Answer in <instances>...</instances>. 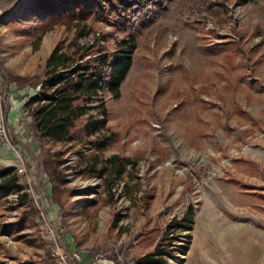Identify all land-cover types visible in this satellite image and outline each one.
<instances>
[{"label": "rangeland", "instance_id": "rangeland-1", "mask_svg": "<svg viewBox=\"0 0 264 264\" xmlns=\"http://www.w3.org/2000/svg\"><path fill=\"white\" fill-rule=\"evenodd\" d=\"M34 3L0 0V170L13 167L26 194L0 190V264H56L41 211L59 248L80 252L73 264H140L158 244L165 264H264V0H160L134 27L89 17L106 49L135 45L107 101L102 152L80 134L66 144L33 134L24 104L72 37L63 24L43 29ZM116 155L130 160L122 174L78 173ZM189 209L191 229L170 241L167 224Z\"/></svg>", "mask_w": 264, "mask_h": 264}, {"label": "trees", "instance_id": "trees-1", "mask_svg": "<svg viewBox=\"0 0 264 264\" xmlns=\"http://www.w3.org/2000/svg\"><path fill=\"white\" fill-rule=\"evenodd\" d=\"M159 3L160 0H35L44 16L43 29L63 24L72 31V37L54 45L45 58L38 87L24 104L33 134L40 142L72 143L80 134L95 152L104 150L112 137L107 127V101L119 97V86L132 62L135 45L132 38H122L114 42L113 51L106 49L101 44L106 40L105 33L95 31L87 20L97 16L111 26L134 27L138 15ZM90 162L82 165L78 173L101 178L107 172L122 174L130 160L111 156L98 169L95 159ZM55 163L59 166L64 161ZM13 171V167L0 170V190L7 195L17 193L23 203L26 194ZM62 172L56 176L58 181H63ZM192 219L189 209L181 220L170 221L166 238L172 241L168 233L190 230ZM163 254L165 250L158 244L153 254L145 255L139 263L165 264Z\"/></svg>", "mask_w": 264, "mask_h": 264}, {"label": "built area", "instance_id": "built-area-1", "mask_svg": "<svg viewBox=\"0 0 264 264\" xmlns=\"http://www.w3.org/2000/svg\"><path fill=\"white\" fill-rule=\"evenodd\" d=\"M24 169L22 167L17 168V173H23ZM179 171V170H178ZM18 197L17 193H11V200L16 201ZM15 204V202H14ZM38 224L40 231L45 233L44 238L48 241V251L49 255L56 261V264H73L74 262L79 263L81 261V254L78 251L72 250L70 254L64 252L57 245V240L55 236V229L48 222V219L44 215V212L41 211L38 216Z\"/></svg>", "mask_w": 264, "mask_h": 264}, {"label": "crops", "instance_id": "crops-1", "mask_svg": "<svg viewBox=\"0 0 264 264\" xmlns=\"http://www.w3.org/2000/svg\"><path fill=\"white\" fill-rule=\"evenodd\" d=\"M116 156H117V155H116ZM117 157L120 158L119 156H117ZM98 164H99V162L96 163V165H98ZM101 164H102V163H101ZM52 208L56 209L55 206H53V205H52ZM67 241H69L68 238H67ZM67 243L69 244V246H71L70 248L73 247V245L70 243V241L67 242ZM85 260H86V259H83L81 263H82V264H86Z\"/></svg>", "mask_w": 264, "mask_h": 264}]
</instances>
